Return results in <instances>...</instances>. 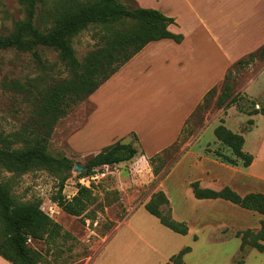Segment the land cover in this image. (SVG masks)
Instances as JSON below:
<instances>
[{
  "label": "rangeland",
  "instance_id": "rangeland-1",
  "mask_svg": "<svg viewBox=\"0 0 264 264\" xmlns=\"http://www.w3.org/2000/svg\"><path fill=\"white\" fill-rule=\"evenodd\" d=\"M52 1L43 0L39 5L35 24L40 29L49 26L45 11ZM120 1L129 7L137 6L135 0ZM139 1L174 17L176 29L192 34L191 38H199L201 32L203 35L207 31L225 39H220L224 48L235 42V55L241 48V38L231 36L233 25L225 19L246 17L250 8L235 0ZM23 17L18 0H0V33L9 32L14 22ZM97 32L98 28L89 27L72 37L79 60L96 46ZM202 35V56L184 57L170 47L149 45L106 84L103 82L99 89L71 105L54 124L47 152L65 156L77 166L71 169L63 194H75L77 183L91 191L92 203L82 214H68L51 201L58 182L52 171L38 166L19 174L0 170V180L9 186L16 200L40 201L41 208L75 237L63 244H72V250L62 254L68 264H164L186 245L190 250L182 256L183 264H232L238 259L243 260L242 264H264V252L247 245L241 250L235 235L237 230H257L262 216L220 198H195L189 185L198 180L201 187L219 189L229 185L239 194L264 193V114H248L244 109L264 105V55H256L246 67L234 62L227 68L236 102L225 107L216 105L223 75L218 84L208 88L213 91L203 101V109L196 106L204 95L181 120L198 88L216 75L203 73L202 60L219 63L214 49L203 40L208 37ZM39 54L41 65L28 52L0 49V131L5 134L29 132L36 116L32 100L6 88L5 83L16 79L33 89L26 82L42 87L67 76L54 50L40 47ZM183 63L185 69L176 70ZM172 77L179 79L178 86L172 87ZM248 118L253 119V124H247ZM220 119L243 135V149L253 156L249 166H231L204 154L207 145L229 153L213 134ZM117 140L133 144L138 150L136 155L95 168L89 175H79L88 157ZM171 144L174 148L159 159L157 153ZM157 166L160 172L154 174ZM158 189L168 197L171 216L188 226L186 234L172 231L145 210L144 202ZM29 244L44 251L41 241L30 240ZM0 264L10 263L0 257Z\"/></svg>",
  "mask_w": 264,
  "mask_h": 264
},
{
  "label": "trees",
  "instance_id": "trees-1",
  "mask_svg": "<svg viewBox=\"0 0 264 264\" xmlns=\"http://www.w3.org/2000/svg\"><path fill=\"white\" fill-rule=\"evenodd\" d=\"M18 2L24 17L15 21L9 32L0 33V49L11 48L28 52L35 62L41 65L39 48H51L57 53L67 76L42 87L26 82L33 89L16 79L4 84L6 88L23 93L31 99L36 116L29 132L5 134L0 131V170L5 169L19 174L38 166L52 171L56 174L58 182L55 193L51 195V201L68 214L80 215L92 203L91 191L85 185L77 183L75 194L71 197H65L63 194L65 181L70 176L74 163L65 156L57 157L47 152V141L54 124L67 114L71 105L93 93L148 42L164 38L180 42L183 36L168 29V26L174 23L173 17L155 8L129 7L120 0H53L45 11L49 17V26L43 29L35 24L37 10L43 0ZM89 27L98 28L97 44L79 60L71 39ZM256 55H264V43L237 59L235 63L239 67H246ZM230 74L229 69L224 73V83L216 98V105L219 107L236 102L237 94L232 93L233 80ZM212 91L213 88L204 94L202 102L196 106L198 110L203 109L202 103ZM244 109L248 114H264V105ZM246 122L253 124V119L248 118ZM213 134L220 144L228 148L229 153L207 145L204 149L205 155H211L219 162L231 166L247 167L252 163V154L243 149V135L229 129L224 125L223 119L214 126ZM16 143L20 145L15 146ZM173 148L174 144L164 147L156 156L163 159L164 155L161 154H167ZM137 152L133 144L117 140L88 157L79 175H89L95 168L103 165L127 161ZM153 172L159 173L160 166L155 167ZM189 185L195 198H220L259 213L262 218L257 230L249 228L237 230L235 235L240 239L241 250L247 245L264 252V193L249 191L239 194L229 185H223L219 189L201 187L198 180L191 181ZM143 206L148 213L172 231L179 234L188 232V226L184 221L171 216L169 200L163 190L152 192ZM73 239L75 237L69 231L64 230L59 222L41 208L40 201L16 200L9 186L0 180L1 258L10 264H68L67 257H63L62 254L71 251L72 244L66 247H63V244ZM30 240L41 241L45 245L44 251L31 246ZM189 250L188 245L183 246L164 264H183L182 256ZM242 263L243 260L238 259L232 264Z\"/></svg>",
  "mask_w": 264,
  "mask_h": 264
},
{
  "label": "crops",
  "instance_id": "crops-1",
  "mask_svg": "<svg viewBox=\"0 0 264 264\" xmlns=\"http://www.w3.org/2000/svg\"><path fill=\"white\" fill-rule=\"evenodd\" d=\"M135 1L137 6L154 8L149 5H146L147 3L145 4L142 3L139 0L138 1L135 0ZM235 1L238 2V5H245L246 7L250 8V10L248 11L249 14H247L246 17L237 16V17H230L229 19H225L227 22H231L233 25L232 27L233 29L231 30V36L234 37L236 35H239V37L241 38L242 40L241 48L239 49V52L235 55L236 52L233 53V50H235L234 48L236 47L235 42H232L231 44L227 45V48H224V45L221 43L220 40L222 38L207 31H204L203 35L207 36L208 39L206 38L207 39L206 40L203 38V40L211 47V49H214V53H216L219 57V63L215 65L212 62H207L206 60H202V71H204L203 73L215 72L216 75L214 78L210 79L207 84H204L203 86L201 85V87L198 88L199 90H197L196 92L197 94L196 97L193 99L192 106L188 109V111L181 118V120L188 114V112L192 109V107L200 101V99L202 98L204 93L208 90V88H210L215 84H218L222 80L224 72L226 71V69L229 67L230 64L234 63L237 59L243 57L247 53L256 50L259 46H261L264 43V0H235ZM235 1L233 0V2ZM161 12L164 13L163 11ZM165 15L171 16L168 14ZM203 23L204 21H202V24ZM176 24L177 22L176 19L174 18V23L170 24L168 26V29L174 33L182 34L183 38L180 42H175L170 38L150 41L121 67L122 68L125 67L127 64L132 62L134 58L139 57L144 52V50H146L148 46L151 44L158 46L159 48L170 47L175 52H177V54L183 53V55H185L184 57L186 56L191 57L196 55L202 56V47H203L202 37H201L202 32L200 33L199 38L197 37L191 38L192 34L180 32L179 29H176L175 27ZM229 42H231V39ZM175 60H177V58ZM220 60H221V64H220ZM178 64L181 65L182 62H179ZM184 65L185 63H183V66H180L179 69L176 68V70H184L185 69ZM206 65H208V68H206ZM215 67L217 68L215 69ZM195 79L198 81L201 80L200 77L199 78L195 77ZM169 82L172 85V87H176L178 86L179 79L172 77L170 78ZM104 84H106V82Z\"/></svg>",
  "mask_w": 264,
  "mask_h": 264
},
{
  "label": "water",
  "instance_id": "water-1",
  "mask_svg": "<svg viewBox=\"0 0 264 264\" xmlns=\"http://www.w3.org/2000/svg\"><path fill=\"white\" fill-rule=\"evenodd\" d=\"M75 167H77L76 165H74Z\"/></svg>",
  "mask_w": 264,
  "mask_h": 264
}]
</instances>
